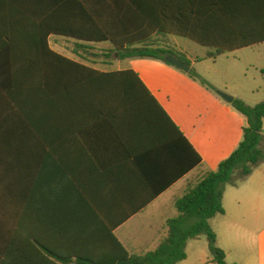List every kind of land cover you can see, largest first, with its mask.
Returning a JSON list of instances; mask_svg holds the SVG:
<instances>
[{"label":"trees","instance_id":"16d2710c","mask_svg":"<svg viewBox=\"0 0 264 264\" xmlns=\"http://www.w3.org/2000/svg\"><path fill=\"white\" fill-rule=\"evenodd\" d=\"M1 1L12 9L23 8L20 15L37 19L40 40L32 44L36 57H13L9 52L17 30L9 26L5 30L8 55L0 59V102L4 104L0 110V264H109L33 262L37 254L49 258L36 247L46 250L45 245L30 234L29 187L20 185L16 175L14 149L29 146L33 135L46 142L51 121L71 110L87 109L92 114L102 110L127 118L135 131L151 123H168L180 131L136 71L95 70L53 51L48 37L55 34L86 43H110L111 53L122 60L150 58L167 63L165 57L172 55L190 65L189 74L199 79L185 53L160 45L164 37H182L209 48L206 58L264 44V0ZM30 6L33 11L27 9ZM232 106L247 119L236 150L174 201L179 215L167 221L169 235L156 251L143 256L125 252L126 262L112 264H177L187 258V243L201 235L208 237L214 263L228 264L225 252L216 245L210 220L225 213L224 187L232 184L234 174L246 179L264 161L260 148L264 102L249 106L235 99ZM183 140L197 156L192 167L201 165L202 157L184 136ZM23 198L27 203H22Z\"/></svg>","mask_w":264,"mask_h":264},{"label":"crops","instance_id":"0c3cea01","mask_svg":"<svg viewBox=\"0 0 264 264\" xmlns=\"http://www.w3.org/2000/svg\"><path fill=\"white\" fill-rule=\"evenodd\" d=\"M13 7L0 2V59L8 55L5 50L8 26L17 30L12 37L15 45L10 55L36 57L32 44L40 40L36 31L38 21L33 20L31 14L20 15L23 8ZM27 9L33 11L31 6ZM48 42L51 49L63 57L101 72L136 71L180 134L168 123L145 124L135 131L129 127L127 118L106 115L102 110L92 114L90 110L81 109L52 120L45 133L46 142L33 135L29 146L14 149L16 175L20 185L29 187L30 234L45 245L46 250L40 245L36 247L49 258L37 254L33 262L112 264L126 262L125 252L143 256L156 251L169 235L167 221L179 215L174 201L208 173L198 175L205 164V140L182 119L168 98L163 99L160 84L149 64L130 67L131 58L122 60L115 53L107 57L113 48L110 43H86L55 34L48 37ZM187 57L193 67L196 63L189 55ZM153 60L155 64L150 65L155 68L166 67V73L179 75L176 67ZM228 94L243 100L234 92ZM224 103V110L239 119L232 104ZM1 107L4 108V104L0 102V110ZM245 127L240 125V133L231 138L217 166L242 142ZM183 136L202 157L201 165L192 167L197 156ZM254 175L248 178L251 184L247 199L258 208L262 202L264 177L253 178ZM226 197L225 190L222 216L227 213ZM24 200L27 203L26 198L22 203ZM193 240L187 243L186 251ZM259 255L260 262L248 264H264V230L260 233ZM183 263L186 262L177 264Z\"/></svg>","mask_w":264,"mask_h":264},{"label":"rangeland","instance_id":"374dc122","mask_svg":"<svg viewBox=\"0 0 264 264\" xmlns=\"http://www.w3.org/2000/svg\"><path fill=\"white\" fill-rule=\"evenodd\" d=\"M160 45L189 55L196 63L193 68L199 79H193L189 73L178 68L175 69L179 74L177 76L166 73V67L160 65L161 67L155 68L150 65L156 62L153 59L131 58L129 65L140 67L149 64L156 82L160 84L163 99L168 98L182 119L205 140V164L198 175L216 171L217 162L223 156L229 141L236 133H240V125L245 127L246 124L243 114L234 111L239 118L235 119L224 110L226 100L219 92H234L249 106L264 102V45L226 53L215 59L206 58L209 48L190 42L186 38L167 36ZM110 55L113 57L114 54ZM260 148L264 152V125ZM253 173V178L264 177V161ZM249 177L240 179L238 173L234 174L232 184L224 187L227 193L226 215H217L210 221L217 237L216 245L225 252L228 264H248L261 260L259 248L260 233L264 230V191L260 194L261 204L254 208V205L249 203L253 202L247 199L248 187L251 184ZM253 178L251 180H254ZM186 252L188 256L182 261L186 262L183 264H215L206 235L191 241Z\"/></svg>","mask_w":264,"mask_h":264},{"label":"water","instance_id":"95a60500","mask_svg":"<svg viewBox=\"0 0 264 264\" xmlns=\"http://www.w3.org/2000/svg\"><path fill=\"white\" fill-rule=\"evenodd\" d=\"M165 60L168 64L178 68L179 70L189 73L191 70V66L187 65L186 63L180 61L178 58L172 56V55H167L165 57ZM219 95L226 100V102H228L229 104H232L235 100V98L231 95H228L224 92H219Z\"/></svg>","mask_w":264,"mask_h":264}]
</instances>
